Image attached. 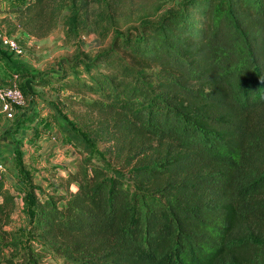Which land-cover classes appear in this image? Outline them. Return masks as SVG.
I'll use <instances>...</instances> for the list:
<instances>
[{"label": "trees", "instance_id": "trees-1", "mask_svg": "<svg viewBox=\"0 0 264 264\" xmlns=\"http://www.w3.org/2000/svg\"><path fill=\"white\" fill-rule=\"evenodd\" d=\"M61 2L32 0L24 28L46 35ZM190 7L199 26L171 13L117 44L157 66L155 79L109 50L92 83L75 82L109 102L92 105L110 111L126 146L154 141L168 153L133 171L132 194L89 165L75 191L39 202L34 229L60 264H264V0ZM14 200L0 184V236L16 242L3 230Z\"/></svg>", "mask_w": 264, "mask_h": 264}, {"label": "rangeland", "instance_id": "rangeland-1", "mask_svg": "<svg viewBox=\"0 0 264 264\" xmlns=\"http://www.w3.org/2000/svg\"><path fill=\"white\" fill-rule=\"evenodd\" d=\"M31 2L0 0V33L23 49V55L16 57L0 46V88L19 90L25 107L33 103L27 118L21 115L25 107L15 109L13 120L0 111V161L6 164L3 189L15 196L3 230L17 240L0 236V264H60L59 255L40 240L34 223L39 202L46 196L61 198L67 186L71 191L78 188L74 176L80 168L93 165L132 194L139 185L133 171L168 153L165 143L154 141L126 146L110 111L92 105L109 102L75 82L92 83L104 69V64H97L98 57L109 50L155 79L157 66L133 60L117 44L135 41L167 14L185 12L193 26L203 20L199 10L190 7L193 0H62L58 25L42 31L46 35L41 37L22 24L26 15L20 14Z\"/></svg>", "mask_w": 264, "mask_h": 264}, {"label": "built area", "instance_id": "built-area-1", "mask_svg": "<svg viewBox=\"0 0 264 264\" xmlns=\"http://www.w3.org/2000/svg\"><path fill=\"white\" fill-rule=\"evenodd\" d=\"M0 46L16 57L23 55V49L17 41L9 36L0 33ZM25 101L19 90L16 88H0V111L8 120H13L15 109L24 108ZM6 173V164L0 161V184H3Z\"/></svg>", "mask_w": 264, "mask_h": 264}, {"label": "crops", "instance_id": "crops-1", "mask_svg": "<svg viewBox=\"0 0 264 264\" xmlns=\"http://www.w3.org/2000/svg\"><path fill=\"white\" fill-rule=\"evenodd\" d=\"M32 105L33 103H29V105H27V107L24 108V111L21 113L23 117L27 118L28 114H30V112L32 111V108H31ZM25 114L27 115L25 116Z\"/></svg>", "mask_w": 264, "mask_h": 264}]
</instances>
